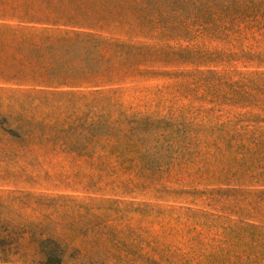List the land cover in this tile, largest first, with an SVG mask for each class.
Returning <instances> with one entry per match:
<instances>
[{"label": "rangeland", "instance_id": "obj_1", "mask_svg": "<svg viewBox=\"0 0 264 264\" xmlns=\"http://www.w3.org/2000/svg\"><path fill=\"white\" fill-rule=\"evenodd\" d=\"M0 21L37 28L0 34V68L96 72L0 83L1 121L101 143L0 153V230L27 259L264 264V0H0Z\"/></svg>", "mask_w": 264, "mask_h": 264}, {"label": "trees", "instance_id": "obj_2", "mask_svg": "<svg viewBox=\"0 0 264 264\" xmlns=\"http://www.w3.org/2000/svg\"><path fill=\"white\" fill-rule=\"evenodd\" d=\"M29 29V31L27 30ZM35 27H26L21 25H13L0 21V34L6 30L15 33H34ZM46 28H43L45 30ZM30 38H20V42L29 41ZM31 51L38 53V48H32ZM39 66L38 68H31ZM96 72L89 68H78L67 63L57 65L56 62L36 61L30 62L27 66H21L16 69L0 68V83L13 84L17 86H46L58 87L61 85H73L80 82L92 81ZM35 133L32 129H23L21 126H11L5 120H0V153L15 158L16 156H24L30 150H34V146L38 148L51 147L49 149H60L65 153H76L80 156L93 157L97 152V145L101 144L100 139L96 136H85L83 138L76 137L74 140L65 139L59 135L51 136L44 133V126ZM102 148L108 147L105 142L99 145ZM1 228V225H0ZM27 251L18 249L14 243L10 233H4L0 230V261L11 262L20 261L33 264L35 261L27 259ZM46 258L41 257L42 261L36 264H61L62 254L55 253Z\"/></svg>", "mask_w": 264, "mask_h": 264}]
</instances>
